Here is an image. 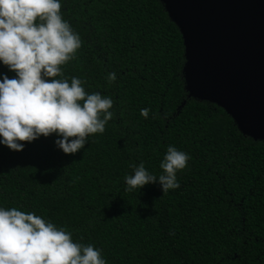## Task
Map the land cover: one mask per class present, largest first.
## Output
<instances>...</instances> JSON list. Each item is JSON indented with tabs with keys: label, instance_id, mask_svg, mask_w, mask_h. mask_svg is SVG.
Instances as JSON below:
<instances>
[{
	"label": "trees",
	"instance_id": "obj_1",
	"mask_svg": "<svg viewBox=\"0 0 264 264\" xmlns=\"http://www.w3.org/2000/svg\"><path fill=\"white\" fill-rule=\"evenodd\" d=\"M60 11L82 40L63 75L111 96L113 117L75 154L53 134L19 152L0 145V207L64 226L106 264H264V141L189 96L182 36L161 1L62 0ZM169 145L190 156L179 187L124 191L129 164L158 175Z\"/></svg>",
	"mask_w": 264,
	"mask_h": 264
},
{
	"label": "clouds",
	"instance_id": "obj_2",
	"mask_svg": "<svg viewBox=\"0 0 264 264\" xmlns=\"http://www.w3.org/2000/svg\"><path fill=\"white\" fill-rule=\"evenodd\" d=\"M62 0H0V145L21 151L22 142L53 134L64 154L83 148L90 134L103 133L113 117V99L85 90L84 81L64 77L62 66L76 58L80 35L61 14ZM116 80L107 73L106 85ZM149 109L140 110L147 118ZM188 153L169 145L158 175L143 161L130 163L124 191L157 183L162 193L179 187L176 173L186 167ZM0 264H106L101 249L72 239L51 220L15 207H0Z\"/></svg>",
	"mask_w": 264,
	"mask_h": 264
},
{
	"label": "water",
	"instance_id": "obj_3",
	"mask_svg": "<svg viewBox=\"0 0 264 264\" xmlns=\"http://www.w3.org/2000/svg\"><path fill=\"white\" fill-rule=\"evenodd\" d=\"M180 31L190 97L264 141V0H160Z\"/></svg>",
	"mask_w": 264,
	"mask_h": 264
}]
</instances>
